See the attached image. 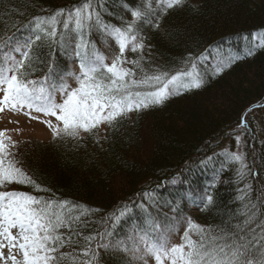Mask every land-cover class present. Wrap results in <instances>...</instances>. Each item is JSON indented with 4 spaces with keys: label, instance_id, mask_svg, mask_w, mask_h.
<instances>
[{
    "label": "trees",
    "instance_id": "obj_1",
    "mask_svg": "<svg viewBox=\"0 0 264 264\" xmlns=\"http://www.w3.org/2000/svg\"><path fill=\"white\" fill-rule=\"evenodd\" d=\"M86 2L94 14L83 37L89 49L94 46L106 59L119 54L108 32L134 25L136 42L144 45L142 51H127L139 65L129 64L135 77H171L196 64L202 66L204 84L161 106L129 113L103 130L82 132L78 140L21 142L11 149L12 158L46 191L19 184L0 191L74 208L70 215L80 219L60 230L70 243L55 253L69 257L59 264H134L126 250L112 243L125 237L155 238L157 229L165 232V223H174L171 218L182 217L187 224L179 227L181 242L191 222L216 237L250 238L258 248L262 242L255 233L264 224V0H185L173 8L161 0H0V55L21 59L14 49L23 50L36 36L37 20ZM134 12L141 13L139 20ZM64 19L56 26L62 43L41 33L32 46L28 79H46L50 87L74 85L71 65L79 75L80 37L72 31L65 35ZM42 27L48 31V25ZM217 52L228 57L224 66L230 64L211 76L202 57ZM239 139L241 156L236 153ZM188 208L194 210L187 213ZM81 209L88 211L82 215ZM85 251L90 255H81Z\"/></svg>",
    "mask_w": 264,
    "mask_h": 264
},
{
    "label": "snow or ice",
    "instance_id": "obj_2",
    "mask_svg": "<svg viewBox=\"0 0 264 264\" xmlns=\"http://www.w3.org/2000/svg\"><path fill=\"white\" fill-rule=\"evenodd\" d=\"M161 2L166 8H173L182 6L185 0ZM132 15L136 20L141 18L140 12ZM93 16L90 2L67 12H56L47 20H37V34L32 40L25 42L23 50L14 49L20 53L21 59L16 60L12 55H0V93H3L0 98V114H23L33 120H38V117L32 115L33 112L54 117L57 124H53L51 120H39L51 131L54 140L65 137L78 140L82 132L92 133L101 125L111 126L134 111L163 105L173 95L179 94L176 86L186 77H192L191 82L181 86L189 90L202 86L194 70L192 73L171 77L146 75L143 79L136 80L135 73L123 67L128 63L124 60L126 50L137 52L144 47L136 42L134 25H129L124 31L111 29L108 32L119 46V55L111 65L106 64L105 57L94 46L89 49L83 38ZM60 17L65 18V35L72 31L80 37L76 46L80 74H70L76 82L75 88H70L67 83L50 87L46 79L37 82L28 79L26 74V67L32 59V46L41 39V33L53 42L60 40L62 43L63 37H58L56 31ZM96 23H99L98 17ZM43 25H48V31H44ZM261 40L264 41V36ZM3 47L0 45V53L3 52ZM131 63L139 66L136 61ZM57 93L61 95L62 103H57ZM16 147V142L7 132H0V189L10 184H19L30 186L35 191H46L18 167V162L12 158L15 153L11 151ZM235 159L239 160L240 157ZM73 211L74 208L67 202L44 200L21 192L0 191V264H9V261L11 264H59L60 261L69 259L55 253L70 243V239L66 241L59 233L61 229L69 228L74 220L80 219V216L70 215ZM80 211L83 215L88 210ZM124 214L122 212L120 215ZM251 219L249 218V222ZM258 227L261 229L259 233L252 229L262 242L258 248L250 238L216 237L211 234V230L191 222L179 245H171L167 231L159 232L158 229L155 238L144 235L140 240L146 254L156 264H264V224ZM13 229L16 230V235L12 234ZM193 235L199 239L193 240ZM4 249L8 250L7 256L4 255ZM17 254L22 259H17ZM81 255L87 257L90 253L85 251ZM73 264L87 262L73 261Z\"/></svg>",
    "mask_w": 264,
    "mask_h": 264
},
{
    "label": "rangeland",
    "instance_id": "obj_3",
    "mask_svg": "<svg viewBox=\"0 0 264 264\" xmlns=\"http://www.w3.org/2000/svg\"><path fill=\"white\" fill-rule=\"evenodd\" d=\"M21 42H22V40L19 41V43H21ZM130 46L131 45H129V47ZM106 50H107V52H110L109 47H106ZM127 51L128 50H126L124 53V60H126L128 63H125L123 65V67L129 69V64L131 63V59L128 57ZM118 55H119L118 53L110 55L107 59L105 58V62H108L111 65L112 61ZM227 58L228 57H223V56H221V53L219 54L217 52L211 56L202 57V61H203L202 63L204 64V66L208 67V71H209V73L210 72L212 73L211 74V76H212L215 73L214 71L218 70L220 72L223 70V68H225L224 65L227 61ZM72 68H73V73L75 75L76 69H75V66H73V64L71 65V69ZM201 69H202V66H198L195 64L189 70L181 72L179 74L192 73L194 70L195 74L198 76L199 81L201 82V85H203L205 77H204V75L201 74ZM68 76H69V74L67 76L65 75L63 78L65 79V77H68ZM135 79L138 81L141 80L137 77H135ZM191 79H192V77H186L184 81L178 82V84L176 86L178 93H181L182 91H185L187 89L186 87H183L181 85L190 83ZM76 86L77 85L75 82L74 85H70L69 87L75 88ZM2 95H3V93H0V98H2ZM56 100H57V103H62V97L59 93H57V95H56ZM32 115L38 117V120L29 119V117L26 115L14 114L11 112H4L3 114H0V132H7L10 135L11 139L16 142L17 146L21 142H25V141H29V140L49 141L50 139H52L53 137H52L51 131L46 127V125L44 123H40L39 120H51V122L53 124H57L58 122L55 120V118L54 117H45V116H43L39 113H35V112H33ZM254 117L261 118L262 114L255 113ZM106 125L107 124L101 125L100 128L103 130L106 127ZM252 128H253V130H255V132L257 134L259 127H258V124L256 121L253 122ZM253 138H254V134H253L252 139ZM241 141L242 140L239 139L238 140L239 143L236 146V153L238 156H241L242 152H243L242 151L243 144ZM263 191H264V187H263ZM244 207L246 208L247 205ZM186 210H187V213H189V212L193 211L194 209L188 208ZM186 210L183 213L184 215H185ZM186 220L187 219L185 217H182L181 221L176 220V218H171V221H173L174 223H172V224H170L169 222L165 223L164 229H165V231H167V237H168L169 243L171 245H179L181 243L179 237H181L180 234L182 235L183 232L181 233V231H179V227L180 228L182 227V230H183V228H185V226L187 224ZM176 222H177V227L175 228V226H173V225H175ZM12 234L13 235L17 234L15 229L12 230ZM112 246L116 247V249H118V250H120L122 248L124 250H126V254L128 256H130V258L132 259L134 264H156L154 259L146 254L144 245L141 243L140 238H138V239H136L135 237L134 238H132V237L120 238L119 241H115L114 243H112ZM134 249H139V251H135ZM4 255L5 256L8 255L7 249H4ZM140 257H143V259H141ZM17 259H22V257L19 254H17ZM9 264H11V261H9Z\"/></svg>",
    "mask_w": 264,
    "mask_h": 264
},
{
    "label": "bare ground",
    "instance_id": "obj_4",
    "mask_svg": "<svg viewBox=\"0 0 264 264\" xmlns=\"http://www.w3.org/2000/svg\"><path fill=\"white\" fill-rule=\"evenodd\" d=\"M229 64H230V63H229ZM229 64H227L226 66H228ZM226 66H225V68H226ZM225 68H223V70H222V71H224V69H225ZM222 71H220V72H222ZM220 72H218V73H220Z\"/></svg>",
    "mask_w": 264,
    "mask_h": 264
}]
</instances>
